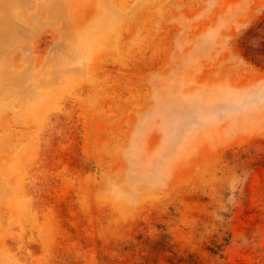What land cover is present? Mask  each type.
<instances>
[{
    "label": "rangeland",
    "instance_id": "374dc122",
    "mask_svg": "<svg viewBox=\"0 0 264 264\" xmlns=\"http://www.w3.org/2000/svg\"><path fill=\"white\" fill-rule=\"evenodd\" d=\"M0 264H264V0H0Z\"/></svg>",
    "mask_w": 264,
    "mask_h": 264
}]
</instances>
